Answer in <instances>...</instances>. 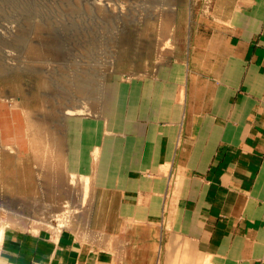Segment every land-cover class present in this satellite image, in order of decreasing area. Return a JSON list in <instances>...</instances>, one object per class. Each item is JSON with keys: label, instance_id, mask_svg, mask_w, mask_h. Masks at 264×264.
Returning a JSON list of instances; mask_svg holds the SVG:
<instances>
[{"label": "crops", "instance_id": "0c3cea01", "mask_svg": "<svg viewBox=\"0 0 264 264\" xmlns=\"http://www.w3.org/2000/svg\"><path fill=\"white\" fill-rule=\"evenodd\" d=\"M128 92L65 168L102 239L5 229L0 264H264V0H199L162 82Z\"/></svg>", "mask_w": 264, "mask_h": 264}, {"label": "rangeland", "instance_id": "374dc122", "mask_svg": "<svg viewBox=\"0 0 264 264\" xmlns=\"http://www.w3.org/2000/svg\"><path fill=\"white\" fill-rule=\"evenodd\" d=\"M198 2L0 0V228L102 239L93 178L67 157L126 109L129 86L162 82Z\"/></svg>", "mask_w": 264, "mask_h": 264}, {"label": "bare ground", "instance_id": "6f19581e", "mask_svg": "<svg viewBox=\"0 0 264 264\" xmlns=\"http://www.w3.org/2000/svg\"><path fill=\"white\" fill-rule=\"evenodd\" d=\"M51 46V45H50ZM54 47V46H53ZM165 47V46H164ZM53 49V48H52ZM36 142V141H35ZM37 153V152H36ZM38 160V159H37ZM50 163V162H49ZM86 185V184H85ZM87 188V187H86ZM86 190V189H85ZM83 199V198H82ZM43 207V206H42ZM3 230H4V228H3V226L0 228V231H2L1 233H3ZM159 251V250H158ZM159 253V252H158Z\"/></svg>", "mask_w": 264, "mask_h": 264}]
</instances>
